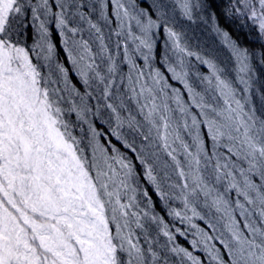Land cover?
<instances>
[{
  "label": "snow or ice",
  "instance_id": "snow-or-ice-1",
  "mask_svg": "<svg viewBox=\"0 0 264 264\" xmlns=\"http://www.w3.org/2000/svg\"><path fill=\"white\" fill-rule=\"evenodd\" d=\"M222 20L264 40V0H0V264H264V72Z\"/></svg>",
  "mask_w": 264,
  "mask_h": 264
},
{
  "label": "trees",
  "instance_id": "trees-1",
  "mask_svg": "<svg viewBox=\"0 0 264 264\" xmlns=\"http://www.w3.org/2000/svg\"><path fill=\"white\" fill-rule=\"evenodd\" d=\"M224 3H227V0H224ZM222 26L229 30L230 33L233 35L234 38H238V41L241 45L248 47L250 51H255L256 56L255 60L253 61L255 68L257 69V76L260 75L261 72H264V66L260 65V49L261 46L264 45V40H258L256 38V34L249 33L247 28L241 29L240 26L236 23H234L231 20L228 21H221ZM198 36H201V49L213 47V49H220L218 52V55H225L222 60H227V53L226 50L222 49V46L219 44L218 38H216L210 31L207 30V26L203 25V23H200L199 28L197 29ZM159 40L160 38L157 37ZM221 59V58H220ZM264 85V77H261L257 83L256 88L260 89L261 86ZM253 102L255 103L257 109H261L264 107V99L260 98L259 92H255L253 95ZM178 242L181 244H184V241L182 238L177 237ZM187 246V245H185Z\"/></svg>",
  "mask_w": 264,
  "mask_h": 264
},
{
  "label": "rangeland",
  "instance_id": "rangeland-1",
  "mask_svg": "<svg viewBox=\"0 0 264 264\" xmlns=\"http://www.w3.org/2000/svg\"><path fill=\"white\" fill-rule=\"evenodd\" d=\"M194 28L196 27L195 25L193 26ZM213 48V47H212ZM216 49V48H215ZM220 51V50H219ZM223 52H224V50H223ZM225 55H221V56H219L221 59L224 57Z\"/></svg>",
  "mask_w": 264,
  "mask_h": 264
}]
</instances>
